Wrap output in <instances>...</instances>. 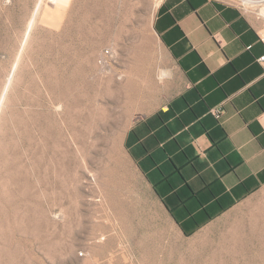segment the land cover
Segmentation results:
<instances>
[{
    "label": "rangeland",
    "instance_id": "374dc122",
    "mask_svg": "<svg viewBox=\"0 0 264 264\" xmlns=\"http://www.w3.org/2000/svg\"><path fill=\"white\" fill-rule=\"evenodd\" d=\"M161 1L0 0V264H264V191L185 236L124 148L181 82Z\"/></svg>",
    "mask_w": 264,
    "mask_h": 264
},
{
    "label": "crops",
    "instance_id": "0c3cea01",
    "mask_svg": "<svg viewBox=\"0 0 264 264\" xmlns=\"http://www.w3.org/2000/svg\"><path fill=\"white\" fill-rule=\"evenodd\" d=\"M245 4L162 0L154 17L181 82L124 148L185 236L264 191V10Z\"/></svg>",
    "mask_w": 264,
    "mask_h": 264
},
{
    "label": "built area",
    "instance_id": "2783aa9c",
    "mask_svg": "<svg viewBox=\"0 0 264 264\" xmlns=\"http://www.w3.org/2000/svg\"><path fill=\"white\" fill-rule=\"evenodd\" d=\"M256 4L255 5V8H258L259 9V13L262 14L261 11L264 10V0H256ZM264 14V13H263ZM264 17V15H263ZM109 58H113V53L110 51V50H106L105 53H104V56L103 58L101 59V62H104L105 64L108 62V59ZM262 64H264V56L260 58L259 60ZM213 114L217 117H220L221 114H222V110L221 109H217V110H214L213 111Z\"/></svg>",
    "mask_w": 264,
    "mask_h": 264
},
{
    "label": "bare ground",
    "instance_id": "6f19581e",
    "mask_svg": "<svg viewBox=\"0 0 264 264\" xmlns=\"http://www.w3.org/2000/svg\"><path fill=\"white\" fill-rule=\"evenodd\" d=\"M242 2H243L244 4L246 3V4L250 5V6H248V7H255V5H257V4H256V2H257L256 0H242ZM33 22H34V21L31 22L30 27H32ZM165 76H166V75H165ZM4 98H5V96H4ZM4 98H3V100H4Z\"/></svg>",
    "mask_w": 264,
    "mask_h": 264
}]
</instances>
